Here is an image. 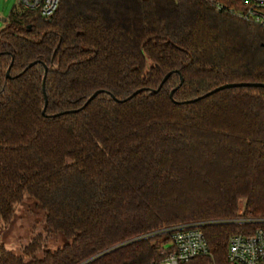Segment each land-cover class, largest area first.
<instances>
[{
	"label": "trees",
	"instance_id": "trees-1",
	"mask_svg": "<svg viewBox=\"0 0 264 264\" xmlns=\"http://www.w3.org/2000/svg\"><path fill=\"white\" fill-rule=\"evenodd\" d=\"M241 81L264 83V28L211 0L11 10L0 27V225L28 196L44 226L19 252L0 242V264H161L145 235L191 221H213L201 226L210 256L191 264L225 263L232 234L264 229L232 220L264 218V87L181 101Z\"/></svg>",
	"mask_w": 264,
	"mask_h": 264
},
{
	"label": "built area",
	"instance_id": "built-area-1",
	"mask_svg": "<svg viewBox=\"0 0 264 264\" xmlns=\"http://www.w3.org/2000/svg\"><path fill=\"white\" fill-rule=\"evenodd\" d=\"M21 9L50 17L60 0H18ZM245 7H226L222 2L211 0L215 11H226L264 28V0H241ZM236 222H264L263 217L238 216ZM213 221L180 222L161 227L145 236H156L161 264H191L197 258L210 256L207 240L201 226ZM198 264V263H196ZM217 264V263H209ZM223 264H264V229L256 226L249 232L232 234L227 242Z\"/></svg>",
	"mask_w": 264,
	"mask_h": 264
},
{
	"label": "rangeland",
	"instance_id": "rangeland-1",
	"mask_svg": "<svg viewBox=\"0 0 264 264\" xmlns=\"http://www.w3.org/2000/svg\"><path fill=\"white\" fill-rule=\"evenodd\" d=\"M11 10H21L18 0H0V17L6 18ZM241 207L240 202L238 214L243 212ZM14 209L12 220L6 225H0V242L10 250L19 252L35 234L43 232L44 214L40 206L28 196H24ZM59 244L61 238L58 234L51 233L46 238L47 247L53 248Z\"/></svg>",
	"mask_w": 264,
	"mask_h": 264
},
{
	"label": "water",
	"instance_id": "water-1",
	"mask_svg": "<svg viewBox=\"0 0 264 264\" xmlns=\"http://www.w3.org/2000/svg\"><path fill=\"white\" fill-rule=\"evenodd\" d=\"M4 20H5V17H0V21H1V22H4ZM34 63H35V61L30 62V63L27 65V67H28V66H31V65L34 64ZM46 70H47V67L44 66V74H45ZM8 71H9V68L6 69V74H7V75H8ZM171 73H172V71H168L167 73H165V74L163 75L162 79L160 80V82L158 83L157 87H156V88L148 89V91H149L150 93H156V92L158 91V89L161 87L162 83L168 78V76H169ZM43 83H44V75H43V77H42V85H43ZM235 86H253V87L263 86V87H264V83H261V82H246V81L224 83V84H221V85H219V86H217V87H215V88H213V89L207 91L206 93H203L202 95H200V96H198V97H195V98H192V99H188V100H184V101H181V102H194V101L198 100L199 98H202V97H204V96H207V95H209V94H212L213 92H215V91H217V90H221V89H223V88H227V87H235ZM141 90H143V88H140V89H137V90L133 91V92H132L130 95H128L126 98H130L132 95H134L135 93H137V92H139V91H141ZM42 91H43V96H44V106H43V108H42V113H44V109H45V106H46V95H45L44 87H43V86H42ZM173 91H174V88H172V89L169 91V97H170V99H171L173 102H177V103H178V101L174 100L173 97H172ZM99 92H101V90H96V91H94L93 93H91V94L87 97V99L85 100V102H84L79 108L84 107L85 104H87L90 100H92V99L96 96V94L99 93ZM112 97H113L115 100H118V99H116L114 96H112ZM123 100H125V99H119L118 101H123ZM79 108H78V109H79ZM78 109L67 110V111H65V112H73V111H76V110H78ZM57 114H59V113H57ZM57 114H53V115H51V116H54V115H57Z\"/></svg>",
	"mask_w": 264,
	"mask_h": 264
}]
</instances>
